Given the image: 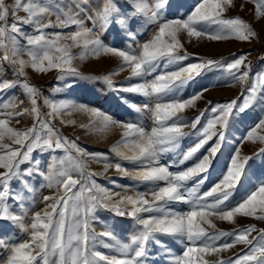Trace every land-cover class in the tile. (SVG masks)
<instances>
[{
    "label": "snow or ice",
    "instance_id": "6c2138e0",
    "mask_svg": "<svg viewBox=\"0 0 264 264\" xmlns=\"http://www.w3.org/2000/svg\"><path fill=\"white\" fill-rule=\"evenodd\" d=\"M250 2L254 18H264V0ZM232 7L233 0H0V264H264V228L250 224L223 231L209 219L264 221V148L252 155L240 148L245 141L264 144V63L254 72L249 53L196 56L181 40V34L189 43L259 39L252 24L227 15ZM70 28L75 30L64 31ZM144 34L146 40L138 39ZM101 56L115 58L117 67L85 76L73 64ZM258 59L264 61V55ZM29 67L36 73L56 71L50 95L29 82ZM125 70L129 76L117 86L113 76ZM215 73L220 83L239 84V96L207 101L197 115L185 118L184 111L195 108L207 91L201 87L185 98L186 87ZM81 80L144 97L142 104L128 96L117 99L132 110L125 115L134 112L136 119H116L97 107L55 98L66 89L86 88ZM17 88L25 100L9 95ZM68 110L90 116L81 127L122 130L109 149L118 158L114 165L107 153H90L78 138L61 134L54 120ZM253 112L257 118L249 124ZM25 115L32 117L30 127L10 126ZM145 119L151 120L150 129ZM241 126L244 133L230 145ZM186 139L193 143L182 151ZM226 150V163L216 167ZM169 153L175 159L161 163ZM45 154L46 164L38 158ZM88 159L105 162V171L114 166L121 177L146 185L145 191L103 187L96 178L104 173L90 171ZM193 159L183 170H170ZM213 171L211 187L202 190ZM41 181L55 194L44 196V208L33 211L35 184ZM100 211L113 223L96 231ZM123 220L132 226L126 239L115 231ZM17 230L28 238L13 240ZM176 243L182 245L179 254L172 251Z\"/></svg>",
    "mask_w": 264,
    "mask_h": 264
},
{
    "label": "rangeland",
    "instance_id": "374dc122",
    "mask_svg": "<svg viewBox=\"0 0 264 264\" xmlns=\"http://www.w3.org/2000/svg\"><path fill=\"white\" fill-rule=\"evenodd\" d=\"M191 2V0H189ZM234 7L230 8L227 12L229 17L240 16L245 21L252 24L253 28L257 31L259 39H253L249 42H240L236 40H225V41H208L206 39L195 40L193 39L191 43L188 42V39L185 35L181 34V40L184 43V47L188 53L196 55V56H210L214 58H218L220 56H230L233 53L240 54L242 52L249 53L248 59L253 62V71H257L260 64L264 63V61H260L258 57L260 55H264V18L259 19L258 21L254 18V5L250 2V0H233ZM243 4V8L241 5ZM20 15H24L23 12ZM54 20L55 17H52ZM90 26V25H89ZM25 30H28L27 28ZM74 28L65 29L64 31H74ZM149 32L151 29L148 30ZM148 38L147 34L141 35L138 37L141 41L146 40ZM106 42L110 41L111 37H106ZM74 53L79 52V49H73ZM2 55V53H0ZM118 61L115 58L101 56L99 58L89 57L88 59L81 61L78 58L73 61L74 66L78 68V70L85 76H94V75H104L109 71L115 69L118 65ZM27 77L29 82L32 85L37 86L38 88H42L44 90L43 95L48 96L51 94V90L57 86L56 81V71L52 70L48 73H36L31 67L26 69ZM11 73H8V76L5 78H10ZM129 76V72L127 70L118 72L113 76V80L116 82L117 86L120 85L121 82L126 81ZM150 78V77H149ZM221 77L219 73L210 74L206 78H197L195 82H190V84L186 87L184 95L185 98L189 94L193 92V90L199 91L201 87L206 88L207 91L203 93L202 99H199L195 102V108L186 109L183 113L185 118H192L198 114V110H203L206 107L207 101L216 102H225L231 99L236 98L240 94V85L233 83H220ZM135 82V81H134ZM81 84L87 85L86 88H75L71 90H65L63 93L58 94L56 99H68L74 100L78 103H85L89 106L97 107L102 111L112 115L116 119H136V114L133 112L132 115H125L126 112H132L131 109L126 107H122L117 103V99L119 96H128L131 97V94L127 93H116L107 89V87L102 82H92V81H79ZM21 89L17 88L15 92L9 93V95L18 96L20 100H25L26 98L20 95ZM134 102L137 104H142L144 102V97L135 96L131 97ZM242 103V100L240 101ZM42 104V101H41ZM25 108L30 107L27 101L24 104ZM0 111H3L0 108ZM43 112H47L48 109L42 107ZM257 111H259L257 109ZM251 119L248 121L249 124H252L254 120H256V112L250 114ZM3 118V117H0ZM25 118V120H23ZM90 116L84 112H77L68 110L63 113L60 117H57L54 120L55 126L60 130L62 135L68 136L70 139L78 138V143L87 149L90 153L103 152L107 153L109 160L108 162L111 164H115L117 162V157L112 154L109 149L111 146L121 139V129L117 127H108L104 130H98V125L96 127H81V125H88L90 122ZM65 123H61V121ZM67 121H74L75 123L69 124ZM144 125L150 129L151 120L145 119L143 121ZM32 124V117L25 115L20 119L19 123L15 120L10 121V126L14 127H30ZM188 131V129H185ZM245 129L243 126L240 127V131H234L233 136L235 139L233 140L231 137L229 138V144L232 145L236 140H239L244 133ZM193 143L192 139H186L181 146V150H186L188 146ZM211 143V142H210ZM91 145H99V148H96ZM210 146V144H209ZM207 147V146H206ZM241 153L244 155H252L254 152L258 151L260 148H264V144L260 142H249L245 141L240 145ZM206 150H202L198 156L204 154ZM175 159L174 154L169 153L161 158V163H170ZM227 160V150L223 155L218 157V161L216 167H222ZM88 159L87 165L88 169L93 172H103V176H98L97 182L101 184L103 187L108 188L113 192H121V186L124 188H138L140 191H145L146 185L139 184L138 181L132 180L130 178L121 177L120 173L116 170V168L109 167L107 171H105V162ZM100 162V163H99ZM196 162L195 159L186 162L184 165H180L179 169L176 167L171 168L170 170H183L186 167L191 166ZM123 166L127 168L129 171L136 170L135 166L129 164L128 162H123ZM111 178V179H109ZM216 178V172L213 171L212 177L210 181L204 186L202 190H207L208 187H211V183ZM115 181V183H113ZM191 186V183H189ZM130 194V193H129ZM177 208L181 210H188L187 205H176ZM98 213H103L100 211ZM103 220L104 223L111 224L113 223V217L110 215L108 217V221ZM211 221L216 225V229L223 231H231L235 227H242L250 224H254L258 229L264 228V221L258 220L254 217H243L237 216L236 223H230L227 221H221L216 219L214 216L209 217ZM208 227V225H204ZM119 231L126 230L125 232H121L119 236L122 238H127L131 231V224L127 220H123L120 225H118ZM116 227V228H117ZM115 228V231H116ZM118 231V232H119ZM209 231H214V229L209 228ZM255 235V233H253ZM241 246H237L232 251H238ZM182 245L178 243L174 244L172 251L179 254ZM230 254V253H228ZM153 258H156L153 255ZM210 258V257H209ZM161 264H164L161 261Z\"/></svg>",
    "mask_w": 264,
    "mask_h": 264
},
{
    "label": "crops",
    "instance_id": "0c3cea01",
    "mask_svg": "<svg viewBox=\"0 0 264 264\" xmlns=\"http://www.w3.org/2000/svg\"><path fill=\"white\" fill-rule=\"evenodd\" d=\"M23 120H25V118ZM91 146L99 148V145H91ZM97 153H103V152L97 151ZM62 154L63 153H57V155H62ZM38 158H41L46 164V162L48 160V155L45 154L43 157H38ZM95 162L98 163V161H95ZM41 183H42V181L37 182L35 184V193H34L33 198H34L36 203H35V206L33 208V211H40L41 209L44 208V203L42 202L44 196H52L53 194H55V189L47 188L46 186L41 187ZM97 216H98L99 222H95L93 226L95 227L96 231H101L104 218H106L105 221H108V217L110 216V214L107 212H103L101 214L97 213ZM118 231H119V227L116 228V233L118 235H120L121 232H125L126 230H121L119 232ZM27 238H28L27 235L20 233L18 230L16 231L15 235L12 237V239L16 240V241H19L21 239H27ZM3 256H4L3 249L0 248V259H2Z\"/></svg>",
    "mask_w": 264,
    "mask_h": 264
},
{
    "label": "built area",
    "instance_id": "2783aa9c",
    "mask_svg": "<svg viewBox=\"0 0 264 264\" xmlns=\"http://www.w3.org/2000/svg\"><path fill=\"white\" fill-rule=\"evenodd\" d=\"M42 90V92L44 93V90L42 88H40Z\"/></svg>",
    "mask_w": 264,
    "mask_h": 264
}]
</instances>
